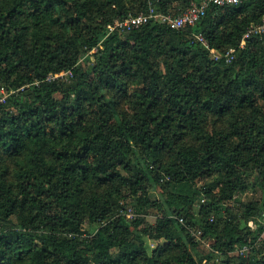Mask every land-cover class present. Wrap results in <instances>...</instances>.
<instances>
[{"label": "trees", "instance_id": "1", "mask_svg": "<svg viewBox=\"0 0 264 264\" xmlns=\"http://www.w3.org/2000/svg\"><path fill=\"white\" fill-rule=\"evenodd\" d=\"M148 7L0 0V264H264V0Z\"/></svg>", "mask_w": 264, "mask_h": 264}, {"label": "built area", "instance_id": "2", "mask_svg": "<svg viewBox=\"0 0 264 264\" xmlns=\"http://www.w3.org/2000/svg\"><path fill=\"white\" fill-rule=\"evenodd\" d=\"M240 1L241 0H191L190 4L184 10L172 13L171 11H164L160 9L153 0H149V7L147 11L130 14L124 19H115L107 26L106 35L115 31L127 32L140 27L151 20L164 22L171 28L175 29H180L185 26H195L205 16L207 8L210 4L225 5L239 3ZM193 35L199 42L211 50L215 58L223 56L230 61L234 57V47L229 48L224 54H221L218 50L210 46L209 41L201 31H194ZM253 35H258L260 37L264 36V15L259 23H253L250 25L241 40L240 46H244L247 40ZM4 98L5 97H1L0 100H4ZM130 215L132 216V213H130ZM250 225L253 226L254 221H251ZM250 247L251 246L249 245L241 247L238 246V251L245 253L250 249Z\"/></svg>", "mask_w": 264, "mask_h": 264}, {"label": "rangeland", "instance_id": "3", "mask_svg": "<svg viewBox=\"0 0 264 264\" xmlns=\"http://www.w3.org/2000/svg\"><path fill=\"white\" fill-rule=\"evenodd\" d=\"M261 195V191H259V192H256V193H252L251 191L250 192H248L246 195H245V197H244V200H249V199H251L252 197H259ZM147 219H148V221L149 222H154L155 221V219H156V217H155V215L153 214V212H151L148 216H147ZM255 223H254V225H253V227H255ZM212 243V241H205L204 242V244H203V246L198 250V249H196V248H192V252H193V254L195 255V256H199L200 255V253H206V252H208L209 250H210V244ZM149 244H150V246H154L155 244H156V242H154V241H151V240H149ZM217 260V259H216ZM218 260H219V258H218Z\"/></svg>", "mask_w": 264, "mask_h": 264}]
</instances>
